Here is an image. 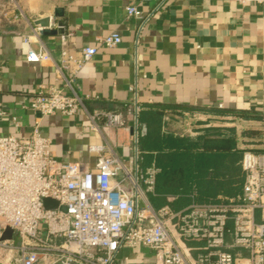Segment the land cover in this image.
<instances>
[{
	"label": "crops",
	"instance_id": "1",
	"mask_svg": "<svg viewBox=\"0 0 264 264\" xmlns=\"http://www.w3.org/2000/svg\"><path fill=\"white\" fill-rule=\"evenodd\" d=\"M132 5L143 19L128 16L126 8ZM49 17L58 25L63 22V28L41 34L38 42L33 39L34 50L45 47L59 62L60 36L67 33L73 34L68 45L72 55L86 47L98 49L76 82L78 93L90 99L71 119L61 114L40 119L25 108L39 85H55L54 63L29 62L24 41L33 35L36 21ZM114 32L121 44L100 46L99 40ZM96 110L123 112L129 127L90 131L87 111ZM161 110L166 111L160 124H153L151 117ZM258 117L264 118V5L233 0H0V135L28 137L40 121L41 134L52 140L59 162L94 170L97 158L90 148L109 145L134 164L141 135L160 131L198 140L214 128L231 130L244 153L249 134L235 130L237 123L264 125ZM136 127L137 145L131 132ZM154 260V252L139 245L121 248L115 264Z\"/></svg>",
	"mask_w": 264,
	"mask_h": 264
},
{
	"label": "built area",
	"instance_id": "2",
	"mask_svg": "<svg viewBox=\"0 0 264 264\" xmlns=\"http://www.w3.org/2000/svg\"><path fill=\"white\" fill-rule=\"evenodd\" d=\"M233 1L264 5V0ZM126 11L130 18L144 17L138 6ZM62 28L49 17V30ZM43 30L36 26L32 36L24 37L26 58L54 63L55 85H39L25 108L40 119L55 114L71 119L90 99L78 93L76 82L98 49L86 47L72 55L73 34H63L61 59L55 62L45 47L31 46ZM121 42L116 32L99 40L106 48ZM87 116L95 133L129 127L121 111H87ZM90 152L97 158L94 170L57 161L40 121L28 137L0 135V264H115L121 248L139 245L154 252L150 264H264V151H244L240 195L180 211L152 206L149 195L159 173L154 165L140 170L109 145L93 146ZM7 231L10 238H4Z\"/></svg>",
	"mask_w": 264,
	"mask_h": 264
},
{
	"label": "trees",
	"instance_id": "3",
	"mask_svg": "<svg viewBox=\"0 0 264 264\" xmlns=\"http://www.w3.org/2000/svg\"><path fill=\"white\" fill-rule=\"evenodd\" d=\"M165 111L155 112L152 123L160 124ZM139 151L141 170L153 164L159 170L155 192L149 195L155 209L167 205L180 211L193 203H216L219 196L234 198L242 192L243 151L237 148L231 130L214 128L198 140L149 132L140 136ZM168 196L175 199L169 202Z\"/></svg>",
	"mask_w": 264,
	"mask_h": 264
},
{
	"label": "rangeland",
	"instance_id": "4",
	"mask_svg": "<svg viewBox=\"0 0 264 264\" xmlns=\"http://www.w3.org/2000/svg\"><path fill=\"white\" fill-rule=\"evenodd\" d=\"M237 125L238 126L236 127L235 130H239L238 131L239 133L244 131L245 133L249 134V138L245 139V141L247 140L246 142L249 145L248 150H253L255 152H263L264 151V125L258 122L243 123V124L237 123ZM239 137H241V135Z\"/></svg>",
	"mask_w": 264,
	"mask_h": 264
},
{
	"label": "water",
	"instance_id": "5",
	"mask_svg": "<svg viewBox=\"0 0 264 264\" xmlns=\"http://www.w3.org/2000/svg\"><path fill=\"white\" fill-rule=\"evenodd\" d=\"M56 14H57V16H62V10L57 9L56 10ZM35 25L41 26L42 28H44V30L42 31V34L43 35H48V34L51 35V34H56L57 33L54 30H49L48 29V26H49V18L40 19V20H38V21L35 22ZM59 25L60 26H63L64 24H63V22H60ZM131 132H132V135L136 136V145H137V143H138V141H137V138H138L137 127L136 128H132ZM135 162H136V164L138 163L137 157H136V161ZM50 204H51V201L50 200H46L45 201V207L46 208H49ZM11 235H12V232L11 231H7L6 234H5V236H4V238H10Z\"/></svg>",
	"mask_w": 264,
	"mask_h": 264
}]
</instances>
